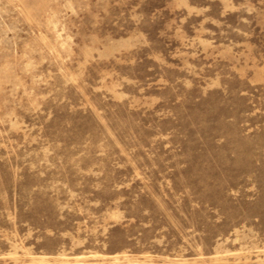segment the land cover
Instances as JSON below:
<instances>
[{"label": "rangeland", "instance_id": "rangeland-1", "mask_svg": "<svg viewBox=\"0 0 264 264\" xmlns=\"http://www.w3.org/2000/svg\"><path fill=\"white\" fill-rule=\"evenodd\" d=\"M0 264H264V0H0Z\"/></svg>", "mask_w": 264, "mask_h": 264}]
</instances>
